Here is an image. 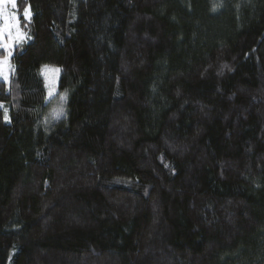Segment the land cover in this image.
<instances>
[{"label":"trees","instance_id":"1","mask_svg":"<svg viewBox=\"0 0 264 264\" xmlns=\"http://www.w3.org/2000/svg\"><path fill=\"white\" fill-rule=\"evenodd\" d=\"M16 4L0 264H264V0Z\"/></svg>","mask_w":264,"mask_h":264},{"label":"snow or ice","instance_id":"2","mask_svg":"<svg viewBox=\"0 0 264 264\" xmlns=\"http://www.w3.org/2000/svg\"><path fill=\"white\" fill-rule=\"evenodd\" d=\"M11 5L13 11L7 10V5ZM25 20L30 19V8L26 7L23 13ZM7 37V39H6ZM25 35L20 30V16L17 11L16 0H0V47H4L8 50V56H11V50L14 46L13 44H9L8 41L11 40L13 42L17 40L25 39ZM7 65V60L0 61V77H3L5 81H7L8 77L5 74V66ZM50 97L53 96L52 91H49L48 94ZM59 104L53 108L51 112V117L53 119H59L64 116L66 104V93L60 94L59 96ZM2 107V105H0ZM4 119H8L7 109H4Z\"/></svg>","mask_w":264,"mask_h":264},{"label":"rangeland","instance_id":"3","mask_svg":"<svg viewBox=\"0 0 264 264\" xmlns=\"http://www.w3.org/2000/svg\"><path fill=\"white\" fill-rule=\"evenodd\" d=\"M7 10L8 11H13L11 5H7ZM30 17H31V12H30ZM21 30V28H20ZM21 32L23 33V31L21 30ZM24 34V33H23ZM25 35V34H24ZM7 39V37H6ZM24 40V39H22ZM9 44H12L13 41L9 40L8 41ZM0 49H5V51H8L6 48L4 47H0ZM12 55V54H11ZM7 60V65L5 66V74L7 75L8 79L6 82H9L10 81V73H11V69H12V63H11V56H8V54H5V55H1L0 56V61L2 60ZM42 74H43V77L44 79L46 80V84H47V89H48V94H49V91H52L53 93V96L50 97L49 96V99L51 100V103H53V106L54 105H58L59 104V92L57 90V85H58V81H59V76H60V73L58 71V69L56 68H53V67H45L43 70H42ZM0 79L4 80L3 77H0ZM5 81V80H4Z\"/></svg>","mask_w":264,"mask_h":264}]
</instances>
